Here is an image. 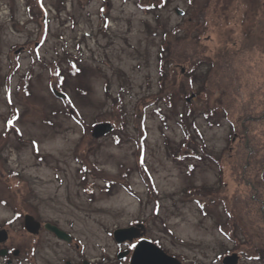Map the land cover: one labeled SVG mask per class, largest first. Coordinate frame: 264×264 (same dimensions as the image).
<instances>
[{
	"label": "rangeland",
	"instance_id": "374dc122",
	"mask_svg": "<svg viewBox=\"0 0 264 264\" xmlns=\"http://www.w3.org/2000/svg\"><path fill=\"white\" fill-rule=\"evenodd\" d=\"M152 1L159 3L0 0V229L7 232L0 248L9 253L0 264H128L130 253L116 255L131 252L136 239L119 245L112 233L138 223L147 240L182 264H222L232 253L237 264H264L248 258L250 245L264 249V229L248 240L253 218L241 202L248 188L235 170L241 137L214 107L220 96L205 81L208 61L189 85L185 56L180 63L179 54L164 59L174 98L145 108L146 177L137 164L132 118L139 100L159 89L164 39L178 43L177 52L197 44L205 59L226 34L233 46L246 37L264 45V0H166L151 8ZM261 51L249 58L253 83L258 74L264 78V46ZM55 63L64 75L59 91L50 88ZM26 73L29 93L18 88ZM64 96L82 122L67 112ZM115 99L123 104L124 128L117 125ZM184 129L188 146L180 148ZM260 143L263 153L264 138ZM224 207L234 217L223 229L240 223L243 233L221 232ZM24 214L56 225L72 241L46 230L29 234Z\"/></svg>",
	"mask_w": 264,
	"mask_h": 264
},
{
	"label": "trees",
	"instance_id": "16d2710c",
	"mask_svg": "<svg viewBox=\"0 0 264 264\" xmlns=\"http://www.w3.org/2000/svg\"><path fill=\"white\" fill-rule=\"evenodd\" d=\"M158 1L159 3L152 1V4L150 5L151 8L164 5L166 2V0ZM250 38L252 39V37ZM250 38L246 37L245 39L247 42L243 43L242 41H238L236 46H233L232 38L230 35L228 37L226 34L222 44L216 49L212 56H209L206 59L201 55L202 52L196 51V47H198L197 44H194L196 46L195 48L190 46H185L183 48L180 47L182 50L181 52L178 50L179 53L176 50L178 43L164 39L159 52L161 74L158 83L159 89L155 93L150 94L147 98H141L139 100L140 108L136 106V110L132 116L137 122L136 129L139 132L136 139L137 164L141 169L140 171L145 175V173L147 174V171L141 165L143 141L146 135L143 125L145 108L150 104H155L160 101L171 103L174 98V94L172 93L174 86L167 85L166 75L164 74V59H172L179 54L178 63H180L182 62V56H185L183 61L187 60L189 64V70L187 72V83L189 85L193 84V76L197 68L204 65V61H208V70L203 72V75H205V81L208 85L214 86L220 96V99L216 100V105L214 107L216 111L218 110L223 115V117L227 118L232 126V131L239 133L241 137V143L238 145V151L236 153L239 158L237 164H235V170H238L240 180L248 188L246 197L242 198V201L240 200L241 202H244L245 208L251 211V217L253 218L251 222L247 221L248 225H246L248 229H251L248 240L254 235V232L257 233V231H253L254 229L259 228L261 231L264 229V152H258L259 146L261 145V137L264 138V83H259L263 82L264 78H261L260 74H258L254 78L255 83H253L250 82V76H247L250 72V59L251 56H254L253 52H258L259 55L262 54L261 48H263L264 45L262 43H252L253 45L250 43L248 44ZM171 62L172 61H170V63L168 62V64L170 65ZM15 66L16 64L13 65V68ZM49 69H51V72L49 70V73H51L50 88L57 90L62 89L61 84H63L64 75L58 66V63H55ZM13 70L11 73L14 72ZM78 71V68H74L73 62L72 69L69 70L70 74L75 75ZM30 76V73H26L22 76V80L18 86V88H21L25 93H29L28 87ZM257 82L259 85H257ZM177 92L178 94L184 93V95H187V92L181 90L179 87L177 88ZM62 101L68 110L67 112L73 110L69 113L71 114V117L82 122L81 117L77 115L72 108L68 97H62ZM122 105L121 100L115 99L113 107L118 109V112L115 110L118 128H124L127 121ZM211 113L213 114L214 111L211 110ZM11 120L12 117L9 121ZM109 124L111 125L112 123L109 122ZM184 131L185 136L180 144V148H182L183 145L188 146V142L186 141L189 139V133L187 132V129H184ZM183 153L184 152H178L179 157H182ZM213 160L217 162L215 157ZM224 211L227 219L225 223L220 224L219 228L222 233L230 238L235 230L242 232L240 229L245 225L235 223V225L231 226V230L226 232L223 227H226L227 221L232 219L234 214L227 210L226 207H224ZM242 216L244 219L245 215H243V213ZM246 236L247 235L245 234V237ZM256 246L258 247V244L254 246L250 245L249 249L251 254H254L251 255L248 253V258L264 261V249H259Z\"/></svg>",
	"mask_w": 264,
	"mask_h": 264
},
{
	"label": "water",
	"instance_id": "95a60500",
	"mask_svg": "<svg viewBox=\"0 0 264 264\" xmlns=\"http://www.w3.org/2000/svg\"><path fill=\"white\" fill-rule=\"evenodd\" d=\"M178 14H182V11L176 10ZM189 100V98H186ZM23 227L30 234H38L40 228V222L35 220L33 216L24 214ZM44 228L53 233L59 240L66 243H70L72 237L56 225L51 223H44ZM145 229L143 224L138 223L134 226L126 228L115 229L112 233L113 239L117 244L124 242H132L137 240L134 244L131 252L129 250H123L117 253L116 258L118 260L123 259L130 253L128 264H182L177 258L167 254L159 246L153 242L147 240L145 237ZM7 240V232L4 229H0V245ZM7 253L6 249L0 248V256H5ZM238 255L232 253L226 255L222 259V264H237ZM66 264H70L66 262ZM83 264H87L86 261Z\"/></svg>",
	"mask_w": 264,
	"mask_h": 264
},
{
	"label": "flooded vegetation",
	"instance_id": "af4514ba",
	"mask_svg": "<svg viewBox=\"0 0 264 264\" xmlns=\"http://www.w3.org/2000/svg\"><path fill=\"white\" fill-rule=\"evenodd\" d=\"M42 230H46L45 228H44V223H41L40 222V228H39V231H38V233H40ZM47 231V230H46ZM51 233V232H50ZM30 234V233H29ZM53 234V233H52ZM31 235H34V234H31ZM54 235V234H53ZM55 236V235H54ZM56 237V236H55ZM71 241H72V239H71ZM137 241V240H136ZM136 241L133 243V245L136 243ZM75 247H77V245L75 244ZM7 254H9L8 252H7ZM66 262H69L70 264H74L72 261H68V260H65L64 261V264H66ZM81 264H83V260L81 261Z\"/></svg>",
	"mask_w": 264,
	"mask_h": 264
}]
</instances>
